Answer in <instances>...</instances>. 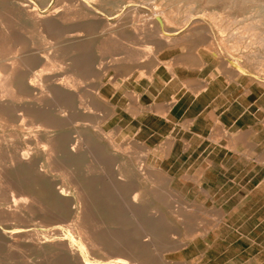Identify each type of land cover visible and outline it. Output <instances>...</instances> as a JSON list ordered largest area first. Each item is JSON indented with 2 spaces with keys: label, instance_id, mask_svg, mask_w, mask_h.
Instances as JSON below:
<instances>
[{
  "label": "bare ground",
  "instance_id": "bare-ground-1",
  "mask_svg": "<svg viewBox=\"0 0 264 264\" xmlns=\"http://www.w3.org/2000/svg\"><path fill=\"white\" fill-rule=\"evenodd\" d=\"M69 1L74 3L73 6L77 8L78 15L70 14V11L65 9L67 7L64 8L65 12L59 7H54L46 14H41L37 6L36 8L20 3H14L11 6L19 18V23L22 22V18L23 21L29 20L34 25L35 31L47 34L55 40L50 44V49L38 50L37 46L33 48L35 44L32 47L25 46L24 43L28 39L24 37L23 26L14 27L8 19L2 20L0 17V127L7 131L0 133V253L6 254L9 258H19V260L44 259L43 262L46 260L48 264H100L94 260L97 256L108 258L112 261L111 264H183V262H170L162 250L155 252L156 241L165 238V227L157 225L158 222L155 223V211L152 210L151 201V194H153L151 192L154 188L148 189L141 184L140 175L143 172L137 168L133 171L134 169L126 166L125 162L118 160L116 152L111 148L116 150L121 147L105 130L106 123L118 115L117 106L103 94L105 86L103 77L110 69H116L118 74H124L123 79L117 80L110 77L109 83L116 89L125 87L134 75H137L138 82L144 81L147 87L155 83V33L160 32V24L158 22L155 24V20L157 21L159 16L150 14L153 16L150 18L149 15L152 25L137 22L130 28L128 24L133 22L130 19L132 15L130 18H126V15H116L117 18L109 22L96 12L98 8L95 10L92 7L106 0ZM126 1L132 3L138 0ZM210 1L213 3L226 1L232 6L246 5L248 9L258 13L257 29H261V39L264 41V0ZM66 4L68 5V2ZM165 12L166 9H161L158 14L163 16ZM193 14L192 12L190 15ZM169 27L172 28L171 25ZM196 28L206 29V26L199 24ZM249 30L247 29V33ZM236 35L240 34L236 33ZM124 36L134 40L133 42L139 45V48L132 47L131 44L132 48L124 52L123 57L119 56L121 57L119 61L123 62L116 65L106 64V61L104 63L103 58L101 60L96 54L95 40L101 39L102 42L103 39L107 41L109 38ZM257 44L256 42L254 45L257 46ZM50 45L46 44V46ZM90 72H94L99 80L93 85V90L88 91L89 89H84L83 84L86 83L85 78ZM261 84L263 85V82ZM204 87L198 86V89L202 91ZM149 93L154 96L153 92ZM126 96L131 100L130 106L126 109L134 117H138L143 112L155 113V102L150 106L144 105L142 94L126 91ZM173 104L175 100L163 105L165 113L162 115L165 118H169V110ZM78 121H91L94 130L92 131L85 123V126L82 124L83 126L77 127ZM215 122V129L224 131L222 122L219 120ZM80 123L77 124L80 125ZM192 126L193 123L187 121L184 127L191 130ZM119 128L121 126L111 132H117ZM75 132L78 133L77 137L73 135ZM132 142L138 141L133 139ZM143 145L147 147L145 143ZM90 152L95 159H101L102 163H108L111 160L114 164L115 162H123V164L118 163L120 166L113 171V177L107 178L97 174L94 162H91L93 160L90 158L92 157ZM151 153L152 151L148 149L147 157ZM145 162H148L147 158ZM99 167L102 171L107 168L105 165ZM143 168L147 181L153 182L150 176L155 175V167L145 163L142 165ZM117 174L119 177L116 176ZM192 180L194 184L195 182L199 184L197 188L199 192L206 197H212L210 190L200 186L201 177L200 179L193 177ZM192 206L195 208L198 206L200 211L207 209L204 202ZM221 213L225 214V211ZM180 214L190 230L189 234L205 235L207 233V226L195 225L196 212L184 209ZM183 235L185 237V234ZM173 241L170 245L181 246L182 240L173 239ZM92 255L96 257L93 258Z\"/></svg>",
  "mask_w": 264,
  "mask_h": 264
},
{
  "label": "rangeland",
  "instance_id": "rangeland-1",
  "mask_svg": "<svg viewBox=\"0 0 264 264\" xmlns=\"http://www.w3.org/2000/svg\"><path fill=\"white\" fill-rule=\"evenodd\" d=\"M62 2L63 0H0V10L3 14L6 13L4 16L0 11V17L2 20L4 18L8 19L14 27L23 26L24 37L28 39L24 43L25 46L31 45L30 47H32L35 44L33 48L37 46L36 49L38 50L50 49V44L54 43L55 40L51 39L47 34H40L38 31H35L34 25L29 20L25 19L23 21L22 18V22L19 23V18H17L14 8L11 6L14 3H20L21 5L28 4L32 7L37 6L38 8H36L41 14H46L54 7H59L64 12L66 9L68 12L70 11V14L77 13L78 15L77 8L73 6L74 3L69 0H64V3ZM67 2L68 5L66 4ZM160 2L162 3L159 5ZM138 3L141 4L139 5ZM92 7L94 9L98 8L99 10L95 9L96 12L108 19L109 22L115 20L118 15H126V18H130L132 15L130 19L133 22L131 21L128 24L130 28L133 27V23L137 24V22H145L152 25L151 20L148 18L149 15L159 16V19L155 20V24L157 22L160 24V32L155 33V83L147 87L144 81L138 82L137 75H134L125 84V87L116 89L109 83L110 77H114L117 80L123 79L124 74H118V71L112 68L103 77V81L105 82L103 94L118 109V115L105 125L106 132L111 137L113 136V140L121 147L116 150L111 148V150L116 152L119 161L125 162L126 166L134 169L133 171L137 168L143 172L140 175V181L143 186L148 189L154 188L151 192L153 193L151 194V201L152 210L155 211V223L158 222L159 224L156 223L157 225L165 227V238L159 239L158 242L156 241L155 252L164 251L166 258L168 256L167 259L172 263L264 264V44L260 47L264 41L261 39V29H257L259 14L248 9L246 5L232 6L226 1L213 3L210 0H190V2L189 0H144V2L143 0H138L132 3L126 0H106L102 4H95ZM73 8H75V11L71 10ZM129 9L131 13L127 14L126 12H130ZM161 9H166L163 16L158 14V11ZM192 12L195 15H190ZM152 15H150V18L153 17ZM142 18L146 19V21ZM234 18L235 20H233ZM205 19L207 21H201ZM253 19H256V21L254 20L255 23ZM199 24H205L206 29H197L196 25ZM221 24L224 25L221 26ZM170 25L172 28L169 27ZM247 29H250L248 33ZM226 31L228 32L226 33ZM231 31H235L233 32L234 34ZM236 33L240 35H236ZM127 38L129 37L109 38L107 41L103 39L104 41L102 40V42L101 39L95 40L96 54L100 59L103 58L104 63L106 61V64L109 65L123 62L119 61V59L125 55L124 52H127L134 46L139 48V45L133 42L134 40L132 41L130 38L128 40ZM167 38H170V41ZM135 41L138 42V40ZM247 41L251 42L248 43ZM256 42L258 43L257 46H255ZM46 44L50 46H46ZM236 45H240V48ZM249 50L253 51V54L249 53ZM108 58L109 60H107ZM235 71L238 73L236 74ZM93 73L90 72L85 78L86 83L83 82L85 83L83 84L86 87L83 86L85 90H93V85L99 80L98 76ZM158 75L161 77V80H159ZM261 82H263V85ZM209 83L215 84L213 90L220 94L219 99L222 103H233L237 110L234 115L229 113L223 114L220 111L217 112L215 119L219 120L218 117H222V120L228 127L224 130L225 132L222 129H214L210 135L211 125L209 122V125H206L207 122L203 119L197 121L192 132H188L184 126H186L187 121L192 122L194 120L196 113L187 112L184 114V109L193 100V96L184 92L194 88L198 90V86L204 87ZM126 91H136L142 94V103L146 106H150L155 102V113L143 112L138 117L129 114L126 108L130 106L131 100L126 96ZM149 92H153L154 96H151ZM171 100H175V104H177L170 114V120L168 121L159 115L165 113L163 105ZM207 101L206 97L200 98L202 105L206 104ZM80 122H76L77 127H81L85 123L92 131L94 130L91 121ZM77 123H80V125ZM118 126H121V128L117 132L115 131L116 133L111 132ZM202 131H205V133L201 134ZM4 132L7 131L0 127V133ZM77 134L75 132L73 135L77 137ZM133 139L138 142H132ZM129 141L132 144L128 143ZM143 143L146 144V148ZM147 148L152 151L148 157ZM90 153V156H92L90 158L93 161L90 158L89 160L92 163L94 162L93 165L97 174H102L107 178L113 177V171L123 164V162H115L114 164L112 163L114 161L111 160L108 163H102L101 159H95L93 153ZM146 158L148 162H145ZM145 163H150L155 167V175L152 176V174L150 176L154 180L153 182L147 181L148 178L145 170L144 168L142 169V165ZM104 165L107 168L102 171L99 166L104 167ZM106 165H110L111 168ZM116 176L119 177L118 174ZM193 177H198L199 179L201 177L200 186L202 185L210 190L212 197H206L202 192H199L197 189L199 184L196 182L194 184ZM109 188L111 187L109 186ZM203 202L207 207L205 211H200L198 206L196 208L192 206ZM184 209L196 212V221L194 223H196L195 225L208 227L205 235L201 233L195 235L189 234L190 230L187 228V224L180 214ZM223 211H225V214L221 213ZM183 234H185V237ZM172 238L174 240H182L181 246L174 247L170 245L171 242H174ZM1 254L0 264H48L46 260L43 262L44 259H38L40 262L38 260H19V258H9L6 254ZM92 257L96 256L92 255ZM104 258L97 256L94 260L97 263L100 262V264L112 263L108 258Z\"/></svg>",
  "mask_w": 264,
  "mask_h": 264
},
{
  "label": "crops",
  "instance_id": "crops-1",
  "mask_svg": "<svg viewBox=\"0 0 264 264\" xmlns=\"http://www.w3.org/2000/svg\"><path fill=\"white\" fill-rule=\"evenodd\" d=\"M158 77H159V75H158ZM159 79L161 80V77H159ZM207 86L202 88V91H201V89L196 90V88H194V89H188L187 92H184L186 94L193 96V100L190 103V105L186 109H184V112H185L184 114H186L187 112H191V113L195 112L196 113L194 120L191 122V123H193L192 129L188 130L189 132L193 131V127H195L198 120L203 119L204 121L207 122L206 125H209V123H210V125H211L210 128L212 129V130H210V134H212L214 129H215V123H216L215 118L217 117V112L220 111L223 114L229 113V114L234 115L236 110H237V108L234 106L233 103H224V102L222 103V101L219 99L220 94L216 93L215 90H213V88L215 87L214 83H212V84L209 83ZM201 97H206L208 99L206 104H204V105L201 104V102H200ZM176 104H173L172 108H170V110H169L170 113L168 112L169 118H170V114L172 113ZM212 112L214 113V115ZM159 116L163 117L164 119H166L168 121L170 120L169 118H165L163 115H159ZM218 118H219V121L222 122L224 130H226V128H228V127L225 124V122L222 120V117H218ZM203 133H205V131H202L201 134H203ZM199 136L204 137L202 135H199Z\"/></svg>",
  "mask_w": 264,
  "mask_h": 264
}]
</instances>
